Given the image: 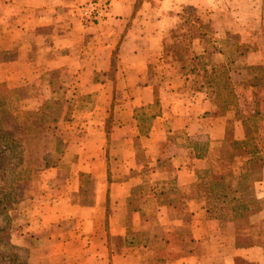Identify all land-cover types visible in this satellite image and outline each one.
I'll return each instance as SVG.
<instances>
[{
  "label": "crops",
  "instance_id": "0c3cea01",
  "mask_svg": "<svg viewBox=\"0 0 264 264\" xmlns=\"http://www.w3.org/2000/svg\"><path fill=\"white\" fill-rule=\"evenodd\" d=\"M89 1L0 0V82L18 86L55 71L118 79L115 92L96 91L107 99L96 107L98 120L83 124L93 130L74 151L83 166L40 172L32 185L37 206L15 240L22 244L27 232L70 221L32 256L41 252L46 264H264V77L246 72L264 68V52L240 50L235 63L242 65L230 73L236 105L224 110L179 61L206 56L209 64L226 63L216 39H205L208 29L216 36L242 33L247 19L257 27L263 0H109L105 16L84 25L78 8ZM187 20L194 28L201 22L202 30L178 50L177 65L166 45L184 37ZM153 103L157 112L144 126L136 111ZM247 135L255 152L237 153L234 142ZM162 155L168 168L161 167ZM251 157L262 160L250 183L254 203L247 205L254 210L236 231L233 205L207 202L198 187L223 176L236 188ZM102 162L103 169H93ZM90 173L94 197L81 204L73 195L83 191L80 175ZM48 192L59 196L37 200Z\"/></svg>",
  "mask_w": 264,
  "mask_h": 264
},
{
  "label": "rangeland",
  "instance_id": "374dc122",
  "mask_svg": "<svg viewBox=\"0 0 264 264\" xmlns=\"http://www.w3.org/2000/svg\"><path fill=\"white\" fill-rule=\"evenodd\" d=\"M62 1V0H58ZM68 9H70V6H68ZM242 9L246 10V6L244 5ZM262 15L264 14V0L262 2ZM246 19H243V22ZM247 24L243 25V29L245 30L242 33H231L228 32L226 34H222L220 36H216L212 30V28H209L207 31V37L205 39H216V45L219 48V50L224 53L225 55L231 56L232 55V49L237 48L239 51L238 56H235V62L240 58V50L244 48V50L251 49H257L264 52V19L257 25V27H251L249 25V19L246 20ZM252 22V20H251ZM186 24V25H185ZM185 31L184 37L178 41L177 39H172L166 47L169 50H172L175 63L178 65V50L183 48L188 43V37L189 35L196 34L198 31L202 30V24L199 22L194 27L191 26L190 22L187 20L185 23H183ZM242 27L240 31L242 30ZM248 47V48H247ZM3 54H0V57H2ZM201 60V59H200ZM200 60H197L200 63ZM234 62V66L238 67V65ZM196 61H190L188 60L186 65L187 69L185 71H189L192 66H194ZM242 64H240L241 66ZM199 66V65H198ZM233 66V67H234ZM248 67V66H247ZM251 67V66H250ZM261 69H257L251 71V73H247V77H264V68L260 66ZM197 71L194 73L193 77H198L197 79L204 83V74L202 72V69L197 67ZM235 69V68H234ZM233 69V72L235 71ZM50 77H40L36 80L27 81L25 84L18 85V86H8L5 83L0 82V92L9 94H15L19 99V107L22 110H37L46 100L52 101V100H58L60 104L63 107L64 115H66V118L64 120H61L58 123V126L64 128L67 130L68 134L63 135L64 145H63V151L62 154H55V157L59 158L56 165L61 166L62 168L66 169V172H69L73 167L74 170H77L80 166L82 167L84 163L82 162H76L74 157V151L75 149H78L81 147L80 143H84V139L87 136L88 130L83 129V124L87 121L93 122L97 121L99 115L97 114L96 107L99 105L100 100L107 99L106 96L102 97L103 94L97 95L96 91H101L104 93L110 92L111 90L113 92L116 91V83L118 82V79L116 77H70L66 76L63 73L59 71L50 72ZM121 79V77H119ZM120 84H122V81H120ZM206 85V83H205ZM212 90V87L210 91ZM35 96L36 100L31 97ZM27 99V100H26ZM26 100L20 104L21 101ZM31 100V101H29ZM60 105V106H61ZM56 108H58L56 106ZM157 112V105L155 103L138 109L136 111V116L138 118V121H140L144 126L148 125V123L151 121L152 116ZM87 125V124H85ZM93 131V130H91ZM90 131V135L92 136V133ZM62 135V133H61ZM174 135L170 136L173 137ZM254 142V141H253ZM253 142H250L248 145H246L244 148L245 150L254 151ZM32 149V148H31ZM237 153H243L244 149L240 148L236 150ZM140 162L147 166V163L145 160L140 157ZM161 167L162 168H168V159L166 156L162 155L161 159ZM79 164L80 166H78ZM260 163L253 166V168L259 169ZM54 165V166H56ZM101 165V168L103 169L105 166V162H102L101 164L97 165V163H94L93 169H98ZM107 167L109 168V164ZM50 166V167H54ZM49 167H42L38 172L31 173L30 175L26 176L22 180L18 182V192H17V198L16 202L13 204L12 208L10 209V216H11V227L9 231L6 233V237L12 242L17 245H26L27 242H29V245L32 246V251L36 248H40L42 245L47 244L50 240H52L51 233L62 231L69 228V225L71 224L70 221H62L61 223L65 222L67 225L66 228H64L63 225L60 224L59 227L54 226H48L42 231L40 230V234H29L27 232L26 235L27 238H25L24 243H18L14 236H18L19 234L24 235L26 233L25 228L29 226L30 222V210H34V207L37 206L32 205L33 203V191L32 185H34L38 178L39 174L42 170ZM141 170L146 171V168H142ZM96 172V171H95ZM80 182L81 187L83 191L79 193L78 195H73V198H76L80 201L81 204H88L92 201L94 197V189H95V178L93 174H88L85 176L84 174L80 175ZM23 195V197H19V195ZM54 194V195H52ZM57 192L54 193H42L41 196L38 197L37 200H40V202L46 201L49 202L54 197H57ZM59 196V195H58ZM137 196V195H136ZM251 200V201H250ZM137 201V200H136ZM133 201V204H137L138 201ZM252 199L250 197H247V203L250 206ZM37 204L38 201L36 202ZM248 215L249 212H242L241 214L237 215L238 223L236 224V231L239 229H242L245 227L248 223ZM185 217L186 215L183 214ZM154 223V220L151 219ZM37 224V223H35ZM39 230V228H38ZM62 233V232H61ZM20 236V235H19ZM157 245H161V243H157ZM33 254V252H32ZM31 254V261L33 264H46L42 258L41 252H38L32 256Z\"/></svg>",
  "mask_w": 264,
  "mask_h": 264
},
{
  "label": "trees",
  "instance_id": "16d2710c",
  "mask_svg": "<svg viewBox=\"0 0 264 264\" xmlns=\"http://www.w3.org/2000/svg\"><path fill=\"white\" fill-rule=\"evenodd\" d=\"M238 54L237 48L232 49L231 56L224 54L226 63L221 65L209 64L206 56H195L191 59L196 63L189 71L195 73L197 67L202 69L204 83L209 89L212 87L210 91L212 101L223 110L236 105L230 73L235 68L234 57ZM197 60H200V63ZM179 61L180 69L185 71L188 59ZM253 69L261 67L248 66L246 72L251 73ZM60 105L58 100H46L37 110H22L15 94L0 92V264H33L32 246L29 242L26 245H17L6 237L12 222L10 209L16 202L18 182L31 173L38 172L42 167L56 165L60 157L56 158L55 154H62L63 135H67L68 132L58 126V123L66 118ZM250 142V135H247L246 140L235 141L234 148L236 150L243 148ZM261 161L259 157H251L244 162L240 168L241 177L236 182V188L227 184L223 176H216L214 180L198 187L201 196L210 203L212 200L230 202L235 214L252 212L254 209L247 205V197L252 199L250 183L260 175L259 169L253 166ZM225 168L226 175L230 176L229 162Z\"/></svg>",
  "mask_w": 264,
  "mask_h": 264
},
{
  "label": "built area",
  "instance_id": "2783aa9c",
  "mask_svg": "<svg viewBox=\"0 0 264 264\" xmlns=\"http://www.w3.org/2000/svg\"><path fill=\"white\" fill-rule=\"evenodd\" d=\"M109 0H91L78 8V18L84 25L98 22L108 11Z\"/></svg>",
  "mask_w": 264,
  "mask_h": 264
}]
</instances>
